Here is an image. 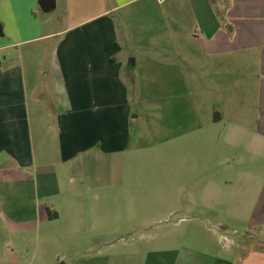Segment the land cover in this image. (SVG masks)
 <instances>
[{"label":"crops","instance_id":"1","mask_svg":"<svg viewBox=\"0 0 264 264\" xmlns=\"http://www.w3.org/2000/svg\"><path fill=\"white\" fill-rule=\"evenodd\" d=\"M113 13L147 22L128 26L129 37L121 39L125 47L158 48L162 57L193 60L192 88L201 103L210 100L203 121L224 125L220 140L243 158L238 168L243 180L236 182L244 195L253 180L247 179L254 172L249 169L264 173V0H55L50 12L42 11L38 0H0V213L36 238L41 226L46 228L53 252L61 236L71 239L64 249L68 259L31 257L11 264H264V177L253 180L256 193L234 208L227 192L230 177L209 181L219 198L210 193L204 213L176 218L174 244L165 230L147 234L162 218L147 214L144 200L120 197L126 182L114 156L125 144L121 138L129 120L138 116L125 106L119 70L127 56L110 27ZM97 21L102 37L90 42L88 35L99 32ZM62 22L67 29H83L51 56L57 111L43 106L37 91L49 73L33 67L38 57L25 50L58 34L56 24ZM132 56L129 66L137 63L138 56ZM201 76L210 84L204 86ZM47 209L56 217L48 218ZM225 218L245 220L238 239L236 229L221 222ZM209 220H221L220 225L201 224ZM157 235L160 244L152 245ZM78 236L100 238L96 243L72 239ZM221 237L230 245L220 246ZM84 251L93 253L81 259Z\"/></svg>","mask_w":264,"mask_h":264},{"label":"rangeland","instance_id":"2","mask_svg":"<svg viewBox=\"0 0 264 264\" xmlns=\"http://www.w3.org/2000/svg\"><path fill=\"white\" fill-rule=\"evenodd\" d=\"M118 15L120 13H113L108 17L112 20L110 27L115 33L114 37L118 39V45L123 46V57L127 56L125 65L119 70L120 80L126 87L125 106L130 115L138 116L133 121L129 120L124 136L121 138L125 144L114 156L115 163L118 161L123 171V180L126 182V188L121 189L119 193L120 197L128 196L134 202L137 199L144 200L146 202L144 211L155 215L156 218H162L150 226L147 234L153 236L165 230L169 234V244H174L171 240L176 239L174 236L176 228H173L172 224L177 220L176 218L187 212L198 216L199 212L204 213L203 207L207 205L206 198L210 196V193L219 198L218 193H213V189L209 188V181H221L230 177L227 192L231 194V207L234 208L239 199L256 193V189L251 188L253 180L259 182L264 177V173L249 169L248 173L254 172L249 173L247 179L253 180L247 194L244 195V188L240 187V182H236L243 180L238 169L242 168L243 158L240 159L238 156V150L230 149L220 140L221 135L217 133L224 132V125L203 121L208 113L207 105L210 100L208 98V101L201 103L192 88L197 80L193 60L179 61L178 57L170 55L162 57L158 48L140 51L125 47L121 44V39L129 37L128 26L130 29H137L143 26L146 20L138 17L129 21L127 14L120 18ZM96 25L99 27V32L88 35L90 42L96 37H102L103 28L98 21ZM56 26L58 34L50 39L36 42L25 51L38 57L37 61H31L34 62V64L31 63L33 67L49 73L40 80V87L37 90L41 94L42 105L59 111L60 109H57L60 105L59 92L54 93L57 82L54 81L51 56L56 50L58 51L59 45L67 37L81 31L83 26L67 29L69 27L67 22L57 23ZM145 26L147 28V24ZM134 54L138 56L137 63L129 66L127 60L133 58ZM108 57L113 60L116 55L108 54ZM201 77L203 78L201 83H205L204 86L210 84L207 76ZM208 96L206 94L204 100ZM251 175L254 177H250ZM174 208H177V211L173 216L166 215ZM231 211L233 213L234 209ZM221 220L202 221L201 224L205 223V226L215 228L221 221L236 229L237 233L234 236L238 239L245 227V220L243 218ZM185 225L183 224V227ZM18 229L3 219L0 213V264H11L16 261L21 263L30 260L31 257L35 261L48 262H56L61 258L68 259L69 253L64 249L67 241L71 240L69 237L61 236L59 249L53 252L48 249L47 237L43 233L46 228L41 226L42 232L39 238H36L31 231ZM134 234L139 237L141 231ZM130 235L131 233L128 232L124 238L129 241ZM99 238L72 237L81 243H96ZM199 238L202 241L205 237L199 236ZM161 239L157 235L150 242L152 245H159ZM38 245L41 247L44 245L45 251L40 249L37 251ZM219 245L226 247L230 245V242L221 237ZM92 253L84 251L78 256L84 259Z\"/></svg>","mask_w":264,"mask_h":264},{"label":"trees","instance_id":"3","mask_svg":"<svg viewBox=\"0 0 264 264\" xmlns=\"http://www.w3.org/2000/svg\"><path fill=\"white\" fill-rule=\"evenodd\" d=\"M38 4H39L41 10L44 12H50L55 8V0H38ZM1 35H2V28H1V24H0V36ZM47 216H48V218H55L56 213L50 212L47 209Z\"/></svg>","mask_w":264,"mask_h":264},{"label":"water","instance_id":"4","mask_svg":"<svg viewBox=\"0 0 264 264\" xmlns=\"http://www.w3.org/2000/svg\"><path fill=\"white\" fill-rule=\"evenodd\" d=\"M128 62H133V59L130 58V59L128 60ZM135 116H136V115H133L132 117L135 118Z\"/></svg>","mask_w":264,"mask_h":264}]
</instances>
